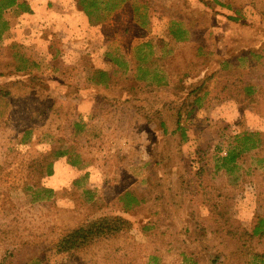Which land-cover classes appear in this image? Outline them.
<instances>
[{
  "label": "rangeland",
  "instance_id": "obj_1",
  "mask_svg": "<svg viewBox=\"0 0 264 264\" xmlns=\"http://www.w3.org/2000/svg\"><path fill=\"white\" fill-rule=\"evenodd\" d=\"M121 1L94 25L76 0H17L0 20V264H222L241 244L218 228L247 239L264 218V0ZM89 70L108 72L109 88ZM235 83L254 87V104ZM134 86L171 100L184 130L172 118L165 134ZM241 134L258 148L219 169ZM63 144L83 164L61 159L31 180L32 162ZM105 216L133 231L56 254L65 232Z\"/></svg>",
  "mask_w": 264,
  "mask_h": 264
},
{
  "label": "trees",
  "instance_id": "obj_2",
  "mask_svg": "<svg viewBox=\"0 0 264 264\" xmlns=\"http://www.w3.org/2000/svg\"><path fill=\"white\" fill-rule=\"evenodd\" d=\"M76 1L78 2V4H80L92 25L98 23V16L101 12L112 11L120 4L118 3V0H106V3L101 2L102 0ZM123 2L124 0L121 1V3ZM16 5L17 0H0V20L3 18V15L6 13V11L10 10ZM24 5V12L32 14V11L26 7L27 4L25 3ZM170 32L173 35V40L176 41L181 40L184 34L180 27L178 29H172ZM112 62L114 63V66H116V68L114 69V73L120 72L123 67L122 64L117 59ZM111 79L112 76H110L108 72L101 70H89L88 82L90 85H93L95 87L109 88ZM207 79H209V77H207ZM207 79H204L201 84H199V86L193 89V91L191 92L192 96H199V93L207 85ZM234 88H236V90L243 88V84L235 83ZM136 89H139L144 93L131 94L133 99L137 100V102L143 106L144 110L150 106V108H148L147 110L150 112L148 118L151 119L152 115V118L154 119L151 120L158 121L160 127L165 131V134L167 133V122L172 118H176L177 121H179L178 130H184V128L181 127L183 112L180 111L179 113H177L176 117H174L172 108L173 103L171 100H151V97L148 95V93H150L149 90H143L138 86L137 88L134 86L132 87L131 91L135 92ZM153 91L155 90L153 89ZM254 96V87L251 85H247V87H244L243 90L238 91V98L244 97L243 101L240 100L241 104H244L245 102L247 104H249L248 102L254 104V102L256 101V98ZM202 101L203 98H196L194 103L191 104L192 112L195 108L197 110L201 109L202 106H198L202 103ZM83 128L84 127L77 125L76 133H81ZM240 136L234 137L232 148L226 153L225 157L220 158L222 160V163L219 169L230 168V171H232L231 168H234L237 161L244 154H246L247 150L258 148V145L260 144L259 142H257L256 145H247V142H252L253 135L241 134ZM187 141L188 138L186 134L182 133V143H185ZM61 159H68L69 164L73 168H78L83 164L81 156L76 154V151H74V149H72L71 147H68L67 144H63V146H60L58 148H52L51 151L47 152L39 159H36L32 162L31 166L29 167L32 175L31 180L35 179L36 176H40L43 174H46L48 177H52L53 175H55V163ZM31 190L34 189L28 187L26 191L28 192ZM39 190L41 191L42 189L39 188L38 190H36V193H38ZM123 200L126 203L127 208H131V205H134V203L136 202V196L130 192H127ZM218 229L219 232H224L230 240L234 238L237 243L241 244V246L236 251L228 254L222 264H247L252 260V258L255 262L264 264V251L259 249V245L264 239V218H260L256 221L254 228L247 239L240 238L237 235L239 232L238 228L228 220L226 221V227ZM132 231L133 224L121 216H105L96 220L87 221L79 225L78 227L65 232V234L57 241L55 245L56 254L72 256L85 253L102 242L116 240L126 234L131 233ZM238 237L239 239H237ZM256 248H258V250H255ZM36 264H41V262L38 261Z\"/></svg>",
  "mask_w": 264,
  "mask_h": 264
}]
</instances>
